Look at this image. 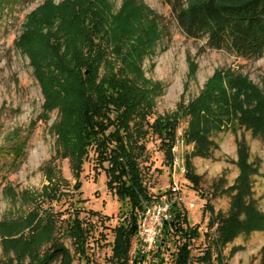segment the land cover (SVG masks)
<instances>
[{
    "label": "rangeland",
    "instance_id": "obj_1",
    "mask_svg": "<svg viewBox=\"0 0 264 264\" xmlns=\"http://www.w3.org/2000/svg\"><path fill=\"white\" fill-rule=\"evenodd\" d=\"M92 1L101 2L100 12L107 24L92 43L103 48L97 82L112 70L118 77L156 89L150 116L145 118L146 110H140L129 125L145 147L139 163L149 193L159 196L175 185L179 188L178 202L190 225L200 229V238L192 244L194 261L211 249V264H219L220 255L223 264H261L264 224L262 230L240 234L231 244L217 248V226L208 228L210 213L204 208L210 204L213 217L228 216L246 163L251 171L249 199L264 217V138L254 137L240 121L242 111H254L264 101V58L238 57L209 48L205 38H188L164 0ZM67 3L17 0L0 11V264H29L53 247L66 250L71 264H118L112 258L114 229L126 219L128 210L109 191L108 177L96 164L93 152L76 175L59 141L61 111L59 107L46 109L33 57L26 51L33 50L43 71L50 66L53 70L56 53L66 51L60 45L64 21L58 11L50 16L44 9L48 4L58 9ZM139 10L151 15L131 18ZM128 20H133L130 34L122 35ZM150 20L155 21L154 35L138 61L133 49L139 46L136 41ZM136 63L141 75L134 72ZM218 83L227 98L217 96L212 113L221 123L218 128L207 124L211 145L206 155H199L197 142L189 135L190 110L208 86H215L219 93ZM167 117L177 123L172 153L176 149L184 173H174L173 162L170 166L165 161L167 147L149 130V123ZM17 145L23 148L18 159L8 154ZM188 160L200 178L197 190L185 177ZM75 233H82L79 241L74 239ZM235 248L238 252L232 256ZM138 250L142 251V244L134 239L126 264H136ZM174 251L171 246L163 264H173ZM154 260L148 257L143 264Z\"/></svg>",
    "mask_w": 264,
    "mask_h": 264
},
{
    "label": "trees",
    "instance_id": "obj_2",
    "mask_svg": "<svg viewBox=\"0 0 264 264\" xmlns=\"http://www.w3.org/2000/svg\"><path fill=\"white\" fill-rule=\"evenodd\" d=\"M15 1L17 0H0V11ZM67 1L63 8L56 9L48 4L47 9H44L50 16L52 11H58L64 21L61 28L63 43L60 45H64L66 51L64 55L58 56L56 53L53 70L50 66L48 71H43L33 50L26 51L33 57L32 62L46 97V109L59 107L61 111L62 120L57 127L59 141L76 175H79L83 162L93 152L96 164L108 177L109 191L118 198L122 208L128 210L126 219L114 229L112 258L118 264L127 263L132 241L137 240L138 236L137 214L146 207L159 203L165 195L169 203V217L162 219L156 247L148 254L138 250L135 263L143 264L151 257L155 259L153 264H163L165 254L174 246L173 264H211V249H206L202 256L193 260L192 244L200 238V229L190 225L187 212L172 189L164 195L153 196L145 185L139 163L145 147L139 143L140 137L131 132L129 125L140 110L149 112H144L145 118L150 116L156 89L148 87L147 83L140 86L134 80L118 77L112 70L105 72L97 82L103 48L92 43L94 35L101 33L107 25L104 24V12H100L101 2L94 4L92 0H88L90 3L87 0ZM164 1L171 7L178 27L188 38H205L209 48L227 50L238 57L264 58V0ZM138 14H144L147 18L151 15L150 12L139 10L130 16L136 19ZM130 22L133 23V20H128L123 25L122 35L130 34ZM149 23V27L141 32L142 36L136 41L139 46L133 49L138 61L141 51L147 48L154 35L155 21L150 20ZM83 71H88L89 74L84 76ZM134 72L141 75L137 63L134 65ZM216 86L219 93H215V86H208L197 106L190 110L193 120L189 135L196 140V153L199 155H206L205 152L211 145L208 141L211 129L207 124L218 128L217 124L221 123L219 120L215 121L212 102L219 95L222 99L227 96L221 91V84ZM240 121L254 137L264 138V101L254 111H242ZM149 124V130L158 136L163 147H167L164 150L165 161L172 166L176 120L170 117L158 118ZM22 152L23 148L17 145L8 154L18 159ZM241 169L228 216L222 219L220 215L213 217L210 204H206L204 208L205 212L210 213L208 228L217 226V248L231 244L240 234L263 229L264 217L249 199L250 168L243 163ZM185 177L194 189L199 188L200 178L194 173L189 160L186 163ZM81 234L75 233L74 239L79 241ZM236 252L238 249H233L232 256ZM218 263L223 264L221 255ZM29 264H71V259L66 250L53 247ZM261 264H264V255Z\"/></svg>",
    "mask_w": 264,
    "mask_h": 264
},
{
    "label": "built area",
    "instance_id": "obj_3",
    "mask_svg": "<svg viewBox=\"0 0 264 264\" xmlns=\"http://www.w3.org/2000/svg\"><path fill=\"white\" fill-rule=\"evenodd\" d=\"M176 149L173 150V170L176 173L181 170L182 173L185 172L184 167L181 166L179 157L175 154ZM172 191L177 194L179 188L175 185ZM193 207V205L191 206ZM169 211V203L167 197L164 195L159 203H156L152 207H146L143 212L137 214L139 231L137 236V241L142 244L143 253L152 252L157 243L158 236L162 228V219H167ZM148 219L153 220L152 223L148 222Z\"/></svg>",
    "mask_w": 264,
    "mask_h": 264
}]
</instances>
